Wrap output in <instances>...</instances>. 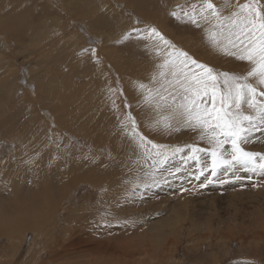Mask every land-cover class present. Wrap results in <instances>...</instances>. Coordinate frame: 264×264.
<instances>
[{"label":"rangeland","instance_id":"obj_1","mask_svg":"<svg viewBox=\"0 0 264 264\" xmlns=\"http://www.w3.org/2000/svg\"><path fill=\"white\" fill-rule=\"evenodd\" d=\"M247 2L212 0L225 16ZM203 3L0 0V264H108L119 258L118 264H264V170L237 165L221 167L212 176L209 167L195 179L211 164V155L201 151L199 160H193L191 147L207 150L212 145L200 139L201 129L185 127L173 115L170 98L160 99L174 91L165 85V79L173 77L161 78L159 73L176 50L215 72L245 75L251 68L212 44L214 20L198 18L197 26L184 15L194 5L199 12ZM153 28L169 43L151 34ZM185 70L202 71L191 63ZM249 82L256 84L255 79ZM245 111L254 113L247 106ZM164 117H171V128L163 126ZM139 130L146 131L147 143L158 146V156L147 153ZM241 147L264 154V126ZM129 148L139 156L130 151L128 157ZM72 150L83 155L75 156ZM224 150L231 151V145L225 144ZM65 169L68 173L60 171ZM153 171L157 183L143 187L151 183L146 174ZM73 172L84 173L96 187L82 182L73 186V180L72 185L59 186L69 182ZM106 173L120 183L111 193L108 184L98 180ZM67 186L68 198L56 206L53 219L44 222L43 198L53 203ZM88 213L93 214L91 221L85 220ZM177 215L173 237L166 230L156 231L158 224ZM77 216L88 229L76 227ZM72 240L103 242L110 252L104 257L73 253ZM128 240L135 247L120 256L115 250Z\"/></svg>","mask_w":264,"mask_h":264},{"label":"snow or ice","instance_id":"obj_2","mask_svg":"<svg viewBox=\"0 0 264 264\" xmlns=\"http://www.w3.org/2000/svg\"><path fill=\"white\" fill-rule=\"evenodd\" d=\"M184 15L197 26L198 18L205 22L210 18L214 20L209 31L212 44L225 54L233 55L251 65L245 75L215 72L210 67L197 64L187 53L179 50L170 54L173 59L166 60L161 65L159 76L166 78L171 75L173 79H165V85L173 87L174 91L167 96L162 95L160 99L167 102L170 98L175 105L173 115L179 116L185 127L201 129L200 139H207L212 145L207 150L191 147L193 160H199L197 153L201 151H210L211 155V164L201 168L195 179L199 180L209 167L212 176H216L221 167L230 169L237 165L264 170V154L249 152L241 147V144L249 141L253 132L264 126V101L257 99L264 97V88L258 89V86H264V4L260 0L238 3L235 10L225 16L212 0H204L199 12L194 5L193 11L185 12ZM151 34L159 37L165 44L169 43L155 28L151 30ZM189 63L202 71H186ZM250 79H255L256 84L250 83ZM162 88L165 92L168 91L166 86L162 85ZM206 97L210 103L205 101ZM245 106L255 114L246 113ZM162 123L166 129L171 128V117H164ZM225 144L231 145V151H221ZM175 151L182 149L177 148ZM166 160L167 157H164L159 164L162 166ZM156 163L154 160L153 164ZM146 175L152 179L151 183L145 182L143 187L148 188L157 183L155 171ZM208 182L211 183V180Z\"/></svg>","mask_w":264,"mask_h":264},{"label":"bare ground","instance_id":"obj_3","mask_svg":"<svg viewBox=\"0 0 264 264\" xmlns=\"http://www.w3.org/2000/svg\"><path fill=\"white\" fill-rule=\"evenodd\" d=\"M189 1V0H188ZM103 2V1H102ZM173 2H180V0H173ZM105 3V2H104ZM187 5V4H186ZM115 7V6H114ZM106 11V10H105ZM111 13H113V14H120V13H117V11L116 10H112L111 11ZM141 15V14H140ZM7 18V17H6ZM1 19V18H0ZM2 19H4L5 20V18H2ZM147 19H151V18H149V17H147ZM1 22L3 23V20H1ZM0 22V23H1ZM1 23V24H2ZM6 23V22H5ZM7 23H8V21H7ZM6 23V24H7ZM5 24V25H6ZM2 27V26H1ZM0 27V29H2ZM158 26H157V30H158ZM6 29V28H5ZM1 31H4V29L3 30H1ZM6 31V30H5ZM164 31V30H163ZM162 31V32H163ZM1 33V32H0ZM2 34V33H1ZM168 35V34H167ZM166 37V36H165ZM164 37V38H165ZM172 37V36H171ZM156 38V37H155ZM171 46V45H170ZM169 49V48H168ZM172 50V49H171ZM168 51V50H167ZM171 53V52H170ZM90 111V110H89ZM247 111V110H246ZM252 114H254V113H252ZM141 126V125H140ZM141 128H143V127H141ZM140 128V129H141ZM126 130H128V129H126ZM131 131V130H130ZM145 131V130H139V132H141L142 134H140V136L143 138V132ZM146 132V131H145ZM256 132V131H255ZM106 133V132H105ZM150 135V134H149ZM109 136V139L111 138L110 136H112V135H108ZM121 136V135H120ZM147 137H148V135H147ZM124 137H121V139H123ZM126 138V137H125ZM128 138H130V137H128ZM107 139V138H106ZM133 139V138H132ZM130 140V139H129ZM154 140V139H153ZM160 140V139H159ZM112 140H109V142L108 143H110ZM120 141V140H119ZM123 141H124V139H123ZM143 141L144 142H146L147 143V140H145L144 138H143ZM106 142V141H105ZM104 142V143H105ZM122 142V141H121ZM121 142H119V144H121ZM125 142H128V140L127 141H125ZM124 142V143H125ZM89 143V142H88ZM114 143V142H113ZM143 143V142H142ZM160 143V142H159ZM115 144V143H114ZM113 144V145H114ZM123 144V143H122ZM126 144V143H125ZM124 145V144H123ZM133 145V144H132ZM147 145H148V151H147V153H150L151 155H150V157L151 156H158L159 155V150L158 151H156V149H157V147H153V144H152V142H151V144H150V142L149 143H147ZM160 145V144H159ZM122 146V145H121ZM120 146V147H121ZM134 146L136 147V145L134 144ZM110 148V151H108V153L110 154V156L112 155V153L114 152V150H113V152H112V146L110 145L109 146ZM115 147H117L118 148V146H115ZM123 147H126V146H123ZM132 147V146H131ZM91 148H92V146H91ZM94 148V147H93ZM96 148V147H95ZM115 149V150H118V149ZM137 148V147H136ZM145 148V147H144ZM69 149V148H68ZM125 149V148H124ZM133 149V148H132ZM138 149V148H137ZM142 149V148H141ZM164 149V148H163ZM71 150V149H70ZM70 150H67L68 152L70 151ZM97 150V149H96ZM121 150H123V149H121ZM138 150H140V149H138ZM73 151V153L75 154V156L77 155V154H81V155H79V156H82L83 155V152H81V151H78V150H72ZM90 151L92 152V150L90 149ZM124 151V150H123ZM130 151H132V150H130V148H129V151H128V154H129V152ZM134 151H136V149L134 150ZM134 151H132V152H134ZM142 151V150H141ZM96 152H98V150L96 151ZM132 152H130V153H132ZM70 153H71V151H70ZM84 153H86V152H84ZM124 153L125 152H123V155H124ZM145 153V152H144ZM73 154V155H74ZM119 154H122V153H119ZM126 154V153H125ZM134 154V153H133ZM136 154L139 156V154L140 153H138V151H136ZM97 155V154H96ZM117 155H118V153H117ZM116 155V156H117ZM122 155V156H123ZM136 155V156H137ZM71 156V155H70ZM78 156V155H77ZM88 156H89V154H88ZM107 156V155H106ZM113 156H114V154H113ZM118 156H120V155H118ZM131 156V154H129V156L128 157H130ZM92 157V156H91ZM104 157V156H103ZM112 157V156H111ZM115 157V156H114ZM125 157H127V155H125ZM71 158H74L73 156H71ZM105 158V157H104ZM113 158V157H112ZM120 158V157H119ZM133 158H134V156H133ZM91 159V158H90ZM92 159H94V158H92ZM138 159H140V158H138ZM141 159H143V158H141ZM140 159V160H141ZM147 160L146 161H148V158H146ZM72 161H73V159H71ZM82 160V158L80 159V161ZM83 160H85V158H83ZM82 160V161H83ZM87 160H88V158H87ZM102 160V159H101ZM104 160V159H103ZM111 160V159H110ZM127 160H129V159H126V161ZM151 160V159H150ZM71 161V162H72ZM81 161V162H82ZM90 160H88L87 162H89ZM95 161V160H94ZM117 161V160H116ZM120 161V160H119ZM132 161H133V159H132ZM142 161V160H141ZM141 161H139L140 163H141ZM76 163L77 162V160H75V161H73V163ZM84 162H86V161H83V163ZM90 162H92V160L90 161ZM118 162V161H117ZM122 162V161H121ZM123 162H125V161H123ZM128 162H131V159H130V161H128ZM127 162V163H128ZM143 162V161H142ZM72 163V164H73ZM99 163V162H98ZM145 163V162H144ZM144 163H142L144 166L146 165V164H144ZM153 163V162H152ZM72 164H71V166H72ZM77 164V163H76ZM76 164H73L74 166H79V165H76ZM91 163H88V165H90ZM119 164H120V162H118L117 163V165H116V167H119ZM123 164V163H122ZM126 163H124V165H125ZM134 164V163H133ZM204 164H206V163H204ZM87 165V164H86ZM85 164L83 165V166H86ZM92 166H93V164H91ZM138 165V164H137ZM141 165V164H140ZM142 165V166H143ZM154 165V164H153ZM157 165V164H156ZM70 166V165H69ZM68 166V167H69ZM110 166V165H109ZM109 166H108V168H109ZM114 166V165H113ZM127 166V165H126ZM130 166H132L133 167V165H130ZM141 166V167H142ZM147 166V165H146ZM145 166V167H146ZM182 166V165H181ZM80 167V166H79ZM86 167H88V166H86ZM115 167V166H114ZM122 167V166H121ZM140 167V168H141ZM67 168V167H66ZM110 168H112V167H110ZM128 169H130L129 168V165H128V167H127ZM136 167H135V165H134V169H135ZM148 167H146V169H147ZM3 169V168H2ZM72 169H73V167H72ZM75 169H76V167H75ZM123 169V168H122ZM144 169V168H143ZM4 170V169H3ZM69 170V169H68ZM67 169H65V170H60V171H63V172H65V173H68L67 171H68ZM71 170V169H70ZM77 170H80V168H78ZM83 170V169H82ZM92 170H93V168H92ZM95 170H97V169H95ZM115 170V169H114ZM124 170V169H123ZM131 171H133V169H130ZM136 170H139V168L138 169H136ZM72 171H74V170H72ZM89 171V170H88ZM120 171V170H119ZM128 171V170H127ZM141 171H142V169H141ZM69 172H71V171H69ZM94 172H97V171H94ZM94 172H91V173H94ZM129 172V171H128ZM134 172H136V171H134ZM88 173H90V171L88 172ZM102 173V172H101ZM130 173V172H129ZM139 172H137V174H138ZM84 173H82V174H80V173H78V172H73L72 173V176L70 177V181L69 182H64V183H60L59 184V186H64L65 184H67V183H70L71 185H72V180H73V186L74 185H78L80 182H82V183H87V184H90V185H93L92 183H91V181L86 177V176H84L83 175ZM112 174V173H111ZM126 174V173H125ZM133 174V173H132ZM135 175H136V173H134ZM133 174V175H134ZM140 174V173H139ZM108 173H106V174H103V176L102 177H100L98 180L101 182V183H103V181L104 182H106L105 184H108V187L110 188L108 191H110V190H115L116 189V185L117 184H120L119 182H117V180L115 181V179H116V177H115V175L113 174V175H108ZM132 175V176H133ZM161 175V174H160ZM163 175V174H162ZM219 176V175H218ZM130 177V176H129ZM138 179V178H137ZM164 180H165V178L163 179V182H164ZM119 181V180H118ZM161 181V180H160ZM195 183V182H194ZM104 184V185H105ZM264 184V183H263ZM115 185V186H114ZM221 185V184H220ZM94 187H96V185H93ZM118 186V185H117ZM214 186V185H213ZM107 187V186H106ZM264 188V187H263ZM70 189L71 188H69V186H67V187H65V188H63V189H61V192H62V198L61 197H59V198H57V199H55L54 200V202L53 203H51V201H50V199H48L47 198V196L46 197H44L43 198V203L46 205V209L42 212V216H43V218H44V222L45 221H48L49 219H51V217H52V215H53V212L56 210V206L58 205L59 206V203L61 204L62 203V201L63 202H65L66 201V198H68L67 196H68V193H69V191H70ZM107 189V188H106ZM261 190V189H260ZM118 191V190H117ZM229 191V190H228ZM112 191H110V193H111ZM114 193V192H113ZM104 194V193H103ZM71 196V195H70ZM149 198V197H148ZM102 201V200H101ZM105 203H106V201H105ZM107 204V203H106ZM44 206V205H43ZM106 206V205H105ZM60 207V206H59ZM58 207V208H59ZM112 209L114 208V207H111ZM146 208V207H145ZM87 210V209H86ZM113 212V211H112ZM55 213V212H54ZM58 213H60V212H58ZM63 213V212H62ZM114 213V212H113ZM151 213V212H150ZM89 214V213H88ZM85 215V214H84ZM72 216V215H71ZM75 216V215H74ZM91 216H93V214L92 215H87V217H86V221H91V219H92V217ZM175 216V215H174ZM179 216L180 215H177L175 218H169V219H166L165 221H162L160 224L161 225H157V227L158 228H160V229H158V230H156V231H158V232H165V230L166 231H168V232H165V233H167L168 235H169V238H171V237H173L175 234H176V229L174 230V227H175V223H177L178 222V220H179ZM54 217V216H53ZM53 217H52V219H53ZM76 217V216H75ZM72 218V217H71ZM77 218H78V220H79V223L77 224V226L76 227H81V228H83V230L84 229H88L86 226H85V222L86 221H84L83 220V217L82 216H77ZM69 219V218H68ZM75 218H73L72 220H74ZM71 220V219H70ZM70 220H69V222H70ZM71 220V221H72ZM94 220V219H93ZM51 221V220H50ZM54 221V220H53ZM110 221V220H109ZM113 222V221H112ZM40 223H41V220H40ZM39 223V224H40ZM88 223V222H87ZM208 223V222H207ZM72 224V223H71ZM128 224H130V225H133V223H128ZM210 224V223H209ZM41 225H43V220H42V223H41ZM107 226H109V225H107ZM113 225H110V227H112ZM118 226V225H117ZM120 226V225H119ZM122 226V225H121ZM172 226H174V227H172ZM72 227H73V225H72ZM147 227V226H146ZM50 228V227H49ZM80 228V229H81ZM94 228V227H93ZM92 228V229H93ZM118 228H120V227H118ZM74 229V228H73ZM116 229V228H115ZM94 230V229H93ZM108 230V229H107ZM43 231V230H42ZM87 231H90V230H87ZM91 232V231H90ZM144 232H146V231H144ZM143 232H141V234H142ZM180 233V232H179ZM146 234V233H145ZM190 234V233H189ZM43 235V234H42ZM167 235V236H168ZM138 237H139V235H137ZM145 236V235H144ZM224 236V235H223ZM76 237V236H75ZM78 237V236H77ZM177 239H179V236H178V238ZM177 239H175V240H177ZM135 240V239H134ZM137 240V239H136ZM140 240H141V238H140ZM172 240V239H171ZM175 240L173 241V242H175ZM138 241V240H137ZM179 241V240H178ZM72 243L70 244V247H71V252H73V253H79V254H83V253H87V254H90V255H95V254H97L98 256L99 255H101V256H105V255H107V253H106V251L108 252L109 251V248H106V244H104L103 242H95V243H90V244H87V242H83V243H80V242H78L77 241V243H75L74 244V242H73V240L71 241ZM34 244V243H33ZM74 244V245H73ZM170 244H172V243H170ZM72 245V246H71ZM89 245V246H88ZM164 246H165V244H164ZM106 248V250L104 251V249L103 248ZM131 247L133 248V247H135L134 245H133V242L131 243L130 242V240H128L124 245H122V246H120V248L118 249V250H115V251H117V253L121 256L122 254L124 255V254H126V251H129L130 249H131ZM57 250V249H56ZM63 250V249H62ZM33 251V250H32ZM162 251V250H161ZM67 251H63V253H66ZM110 252V251H109ZM108 252V253H109ZM72 253V254H73ZM71 254V255H72ZM65 255H67V253L65 254ZM69 256H70V254H69ZM126 256V255H125ZM76 257V256H75ZM33 258V257H32ZM104 259V258H103ZM120 259V261H121V258H119ZM31 261V260H30ZM120 261H118L117 263H108V264H118ZM33 262V261H32ZM123 262V261H122ZM1 263V262H0ZM6 264V263H5ZM74 264V263H73Z\"/></svg>","mask_w":264,"mask_h":264}]
</instances>
